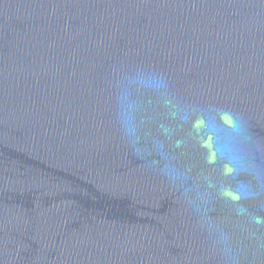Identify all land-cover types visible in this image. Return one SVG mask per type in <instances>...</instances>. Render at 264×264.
<instances>
[{"label":"water","instance_id":"1","mask_svg":"<svg viewBox=\"0 0 264 264\" xmlns=\"http://www.w3.org/2000/svg\"><path fill=\"white\" fill-rule=\"evenodd\" d=\"M0 264H264V0H0Z\"/></svg>","mask_w":264,"mask_h":264}]
</instances>
